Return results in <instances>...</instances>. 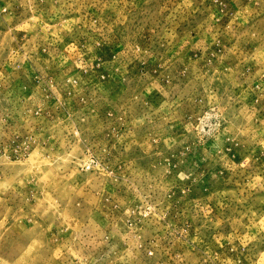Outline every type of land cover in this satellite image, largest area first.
<instances>
[{
  "label": "rangeland",
  "instance_id": "rangeland-1",
  "mask_svg": "<svg viewBox=\"0 0 264 264\" xmlns=\"http://www.w3.org/2000/svg\"><path fill=\"white\" fill-rule=\"evenodd\" d=\"M0 264H264V0H0Z\"/></svg>",
  "mask_w": 264,
  "mask_h": 264
}]
</instances>
